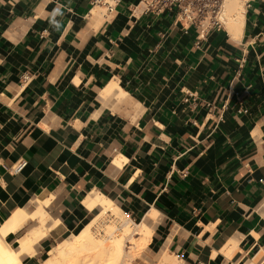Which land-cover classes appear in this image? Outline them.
<instances>
[{
  "label": "crops",
  "instance_id": "1",
  "mask_svg": "<svg viewBox=\"0 0 264 264\" xmlns=\"http://www.w3.org/2000/svg\"><path fill=\"white\" fill-rule=\"evenodd\" d=\"M139 2L0 0V228L103 199L150 232L133 264H264V0L200 39Z\"/></svg>",
  "mask_w": 264,
  "mask_h": 264
},
{
  "label": "bare ground",
  "instance_id": "2",
  "mask_svg": "<svg viewBox=\"0 0 264 264\" xmlns=\"http://www.w3.org/2000/svg\"><path fill=\"white\" fill-rule=\"evenodd\" d=\"M246 1L247 0H225V8L228 11V19L225 18V26L230 33H238ZM52 198L51 194L35 198L37 203L35 210L28 213L27 210L23 208H17L16 211L5 220L3 226L0 228V264H23V256L32 255L34 246H36L42 238L47 236V232H50L52 227L54 228V226L58 224L57 222L50 225L47 224L49 217L47 218V215H45L46 212L43 210L50 204ZM91 209L94 215L90 221L84 225L79 232L67 238V240H69L65 248H63L62 260H58L59 258L55 259L54 257L44 262V264H131L135 257L140 254V250L146 246L150 237L147 226L143 223L134 225L126 219L123 220L122 223V219L126 217L125 214L103 199H96ZM106 216L113 217L114 222L112 225L119 224L120 222L122 223V232L120 235L110 236L108 233H112L106 232L104 235L105 237H99L92 231L91 226L100 220H104ZM152 216L153 218L155 217L154 215ZM35 220L41 223V228L38 229V232L36 231L34 234H24L22 238L17 240L16 248H12L5 243L4 240L7 237L17 233L28 221L31 222ZM62 229L64 228L62 227ZM131 233L139 235V238H135V240H133V238L131 239L133 241L130 244L129 251L126 252L124 250V242ZM163 260L164 262H169V264H175L174 261H169L168 257H164Z\"/></svg>",
  "mask_w": 264,
  "mask_h": 264
},
{
  "label": "rangeland",
  "instance_id": "3",
  "mask_svg": "<svg viewBox=\"0 0 264 264\" xmlns=\"http://www.w3.org/2000/svg\"><path fill=\"white\" fill-rule=\"evenodd\" d=\"M98 10L100 12L104 13L103 8L102 9L99 8ZM223 11H224L225 18L228 19L227 18L228 11L225 8V0L223 2ZM225 23H226V21H225ZM32 209H34L33 203H31L26 208V210H28L27 211L28 213H30L29 211ZM44 210L46 211V208ZM47 210L49 212V214H48L49 219L47 221V224L50 225V224H54V222H57L59 225L56 224V226H54V228H56V229H54L52 227V230H50V232H47V236L42 241L38 242V244L36 246H34V248H33L34 252L32 255H24L23 256V258H22L23 264H44V262L49 261L50 259H53L54 257H55V259L59 258L58 260H62V252L64 250L63 248H65V245L67 244V241L69 240V239L67 240V238H69L72 235H74L75 233H77L78 230L83 225H85L94 215V212L90 213L87 211L85 213L86 214L85 218L82 220V222L80 223V225L77 228H75L72 232H64L62 229V227H63L62 223H64V225H66V222L62 221L64 213H62V211L59 208H57V205L55 203L52 204ZM60 215H62V217ZM56 218L58 219V221ZM55 219H56V221H55ZM110 219L112 220V222ZM125 219L128 220L125 217L124 219H122L121 222L123 223V220H125ZM113 222H114L113 217L106 216V218H104V220H100V221L96 222L95 224H93L91 226L92 227L91 229L99 237H103L106 234V232H111L113 234L112 235V234L108 233V235H110V236L120 235L122 232V226H121L122 223L120 222L119 224L112 225ZM37 225H38L37 220L31 221V222L28 221L26 224L23 225V227L19 230V232L13 234L11 237L6 238L4 240L5 243L8 244L9 246H11L12 248H16L17 247V240L22 238L24 236V234H26V233L29 234V232H27V231H29V229H31L33 227H36ZM57 227H58V230L60 232L57 230ZM30 234H32V233H30ZM132 238H133V240H135V238H136L134 233H131V235L127 236V238L125 239L124 250L126 252L129 251V247L131 246L130 244L133 241V240H131ZM149 252L152 254V259L149 262V264H156V262L159 260L162 252H159L158 250L154 249L153 246L149 247ZM140 254L137 256H140ZM133 261L131 262V264H133ZM136 261H137V264H142V263H140L141 261L139 259H137ZM119 264H121V263H119Z\"/></svg>",
  "mask_w": 264,
  "mask_h": 264
},
{
  "label": "built area",
  "instance_id": "4",
  "mask_svg": "<svg viewBox=\"0 0 264 264\" xmlns=\"http://www.w3.org/2000/svg\"><path fill=\"white\" fill-rule=\"evenodd\" d=\"M119 0H94V4L102 6L104 14H109L116 8ZM224 0H140L144 13L161 14L165 11H174L176 20L184 22L188 27L196 29L199 39L206 37L213 30L223 29L225 15L223 11ZM27 78L23 79V83ZM246 112V110H243ZM223 114L219 113L216 122H221ZM26 161L20 160L13 165V173H19L26 166Z\"/></svg>",
  "mask_w": 264,
  "mask_h": 264
}]
</instances>
